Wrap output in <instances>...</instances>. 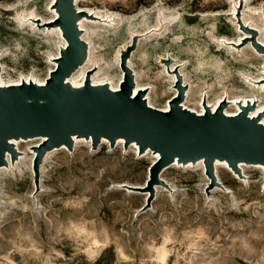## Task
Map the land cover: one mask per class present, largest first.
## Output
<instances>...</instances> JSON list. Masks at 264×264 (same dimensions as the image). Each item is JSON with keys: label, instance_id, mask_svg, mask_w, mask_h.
<instances>
[{"label": "rangeland", "instance_id": "374dc122", "mask_svg": "<svg viewBox=\"0 0 264 264\" xmlns=\"http://www.w3.org/2000/svg\"><path fill=\"white\" fill-rule=\"evenodd\" d=\"M49 4L0 0L5 80L43 81L53 69L50 59L61 39L40 20L53 18ZM76 7L115 16L85 23L83 38L93 51L87 68L96 67L93 74L102 69L100 79L118 82V54L139 34L130 67L137 86L150 87L146 97L153 106L163 108L174 95V74L165 73L160 61L170 56L173 64H183L178 71L190 83L192 106H199L204 94L213 103L256 93L264 110V92L241 78L264 79V53L255 48L264 45V0H78ZM34 14L39 21L31 26L27 19ZM222 39L240 40L241 46L234 47L242 56L217 45ZM85 140L72 150L55 148L44 156L38 191L33 146L39 139L20 142L22 154L3 166L0 264H264L263 166L245 165V178L219 168L216 179L225 190L209 186L203 164L165 167L159 177L171 190L153 184L150 207L140 211L150 191L124 185L147 186L152 152L139 154L133 144L117 142L113 147L100 142L93 149Z\"/></svg>", "mask_w": 264, "mask_h": 264}, {"label": "water", "instance_id": "95a60500", "mask_svg": "<svg viewBox=\"0 0 264 264\" xmlns=\"http://www.w3.org/2000/svg\"><path fill=\"white\" fill-rule=\"evenodd\" d=\"M74 1L54 0L50 6L57 11L56 19L43 24L58 27L66 41L58 56L52 59L55 65L45 82L0 84V168L9 164L7 153L12 163L22 154L12 140L43 137L39 146H33V183L38 191L39 165L48 151L62 146L72 150L74 137L90 140L93 149L102 139L111 147L122 139L124 147L136 144L139 154L148 150L157 154L149 166L146 187L124 185L128 190L150 191L140 208L145 211L153 198V184L171 190L159 174L173 163L186 165L201 161L210 178L209 186L224 190L216 179V160L226 162L239 178H245L240 163L264 165V111L250 117L249 111L255 108L253 103L248 101L244 105L238 101L240 111L235 115L225 113L224 108L229 104L225 98L214 111L205 97L202 99L203 113L184 107L182 102L188 84H183L178 71L180 65L170 69L174 62L170 56L160 58L169 73L177 78L174 82L177 93L168 100V110L148 104L147 87L135 91V78L128 61L137 48L139 34H133L130 43L121 49L119 65L123 76L118 89L107 83L93 84L94 68L85 72L81 85H73L68 78L86 62L89 47L82 38L79 20L82 17L101 20L93 13L77 9ZM251 33L255 34L256 30L252 29ZM255 42L253 38L252 43ZM255 48L264 53V47L259 44Z\"/></svg>", "mask_w": 264, "mask_h": 264}, {"label": "bare ground", "instance_id": "6f19581e", "mask_svg": "<svg viewBox=\"0 0 264 264\" xmlns=\"http://www.w3.org/2000/svg\"><path fill=\"white\" fill-rule=\"evenodd\" d=\"M53 1L54 0H50V4H49V8H50V11L53 13V18H51V19H48V20H44L43 18H41L40 20H42V22L41 23H43V24H47V23H51V22H54L55 21V17L57 16V11H53V9L54 8H52V6H50L52 3H53ZM77 1L78 0H75L74 1V3H75V6H76V4H77ZM78 9V8H77ZM55 10V9H54ZM80 10V9H79ZM85 11H87L88 13H93V14H95L97 17H99V18H101V20H98L99 22L101 21V22H104L106 19H112V20H114V18H115V16H113V15H100V13L99 12H94V11H91V10H85ZM33 14V13H32ZM32 16V15H31ZM25 18L26 17H23L22 19H20V21H22V20H25ZM27 20H29V23H30V25L32 26H34L35 24V22L34 21H39V19H37L36 18V14H34V16L33 17H28V19ZM110 21V20H109ZM85 23H87V24H91L92 25V22L90 21V19L88 18V17H82L80 20H79V26H80V28L83 30V34H82V38H83V36H84V30H85ZM239 23V22H238ZM20 24V23H19ZM102 24V23H101ZM106 24V23H105ZM104 24V25H105ZM264 24V23H263ZM22 25V24H21ZM20 25V26H21ZM37 25H39V24H37ZM41 25V24H40ZM108 26V25H107ZM36 28V27H35ZM52 28V27H51ZM55 30H57V32H58V34H59V36H60V39H61V43H60V45L58 46V50H57V54L54 56V57H56V56H58V54H59V50H60V47L61 46H64L65 44H66V41H65V39L61 36V31H60V29L58 28V27H53ZM52 28V29H53ZM241 28H245V24H241ZM143 36V35H142ZM145 36V35H144ZM247 39H250L251 38V36H250V34L249 35H246L245 36ZM87 43H88V57H87V60H86V62L82 65V66H80L79 68H77L72 74H71V76L68 78V80L73 84V85H77V86H79V85H81L82 83H83V80H84V76H85V72L87 71V70H89V68H87V66L88 65H91V62H92V60H93V57L91 56L92 55V53H93V51H92V45H91V43L89 42V40H87L85 37L83 38ZM140 40V39H139ZM217 42V45H219L220 47H224V48H227V49H229V50H237V52L239 53V54H241V53H243V51H240V50H238V49H236L234 46H237V45H239V46H241L240 45V40H237V41H235V42H231V41H227V40H225V39H222V41H216ZM263 47H264V45L263 44H261ZM123 48V47H122ZM253 51H254V53L256 54V55H259V53L257 52V51H255L254 49H253ZM172 56V55H171ZM238 56V55H237ZM241 56H242V54H241ZM54 57H52L51 59H50V63H51V65L54 67V63H53V61H52V59L54 58ZM117 57V56H116ZM261 57V56H260ZM118 59L120 60V52H119V54H118ZM117 60V59H116ZM96 62V61H95ZM93 64V63H92ZM128 64H129V66H131L130 65V60L128 61ZM178 64V63H177ZM94 65V64H93ZM119 65V64H118ZM178 65H180V67H182L183 66V64H178ZM174 66H175V63L174 64H172L171 66H170V69H173L174 68ZM99 67V66H98ZM118 67V66H117ZM165 67V66H164ZM96 68V67H95ZM94 68V69H95ZM91 69V68H90ZM264 69V68H263ZM102 69H100L98 72H95L92 76H91V82L93 83V84H103V83H107V84H109L110 85V87L111 88H113V89H118V87H119V82L121 81V79H122V76H123V71L121 70V72H122V75L120 76V79L118 80V82H116V83H113V81L111 80V79H109V78H107V77H104V78H102V79H100L99 78V74L102 72L101 71ZM0 84L1 85H10V84H18V83H20V82H22V81H33V82H35V83H39V84H43L44 82H45V80H43V81H39L38 79H35V78H33V77H23V76H21L20 78H19V80H16V81H7V80H5L4 79V77H3V75H1L2 74V66H1V64H0ZM101 71V72H100ZM165 73H169V71L166 69V67H165ZM264 71V70H263ZM100 72V73H99ZM99 73V74H98ZM133 73H134V77H135V83H136V73L133 71ZM179 73H180V75L182 76V80H183V84H190L188 81H187V79L185 78V75L181 72V70H179ZM264 73V72H263ZM98 74V75H97ZM97 75V76H96ZM172 75V74H171ZM248 76V75H247ZM247 76H244V75H242V77L241 78H243V82L244 83H247V84H249L248 86H253V87H255L256 89H258V91L259 92H264V79H251L250 77H247ZM172 77V79H173V81L175 82L176 81V75L174 74V75H172L171 76ZM171 80V79H170ZM260 81H263V83L261 84H259V82ZM137 83H138V78H137ZM137 83H136V85H135V91L137 90V89H139V88H145V87H147L148 89L150 88L149 86H144V87H139V86H137ZM172 83V82H171ZM174 88V95L177 93V89H175V87H173ZM190 89H191V86H190ZM191 91V90H190ZM189 88H188V90L186 91V94H185V99H184V101L182 102V105L184 106V107H186V108H188V109H190V110H193V111H196L197 113H203L204 111H205V107L202 105V100L199 102V106H192L190 103H189V101H188V98H189ZM254 94V93H253ZM253 94H251L252 96H249V97H237V98H229V96H226V97H224L228 102H229V104H228V106L227 107H225L224 108V111H225V113L226 114H229V115H235L236 113H238V111H240V106L238 105V101H240V102H242L244 105L249 101V102H251V103H253L254 105L256 104V103H258V107H257V109L255 110V108L253 109V110H250L249 111V115H250V117H256L257 115H259L258 113H260L263 109H262V98H260V97H258L257 95H256V93H255V95H253ZM203 97H206V95L204 94V96ZM203 97H202V99H203ZM258 98V99H257ZM146 99H147V102H148V104L149 105H151V106H153L152 104H151V102L149 101V95H147V97H146ZM223 98H219V99H217L216 101H214L213 103H210L209 101L207 102L206 101V103H207V105L211 108V110L212 111H214V109L217 107V105H218V103L222 100ZM206 100H207V97H206ZM197 105V104H196ZM249 105V104H248ZM155 107V106H154ZM168 108H169V103H167L163 108H161V109H163V110H168ZM264 111V110H263ZM264 118V117H263ZM262 118V122L264 123V119ZM33 138H31V139H26V140H24V139H19V140H12L13 141V143L15 144V146H16V148H17V150H19V143L20 142H25V141H28V140H32ZM34 139H39V141H40V143L43 141V137H36V138H34ZM73 140H74V146L79 142V141H83L84 140V138H77V137H74L73 138ZM85 141H88V142H90V140H85ZM102 143H108V141L106 140V139H102L101 140V144ZM120 144V143H122L123 144V140L122 139H118L117 140V144ZM135 147H137V145L136 144H134V143H132ZM37 146H39V145H36V146H34V147H37ZM60 148H64V146H62V147H60ZM138 148V147H137ZM59 149V148H58ZM49 152H51V151H48L47 152V154L45 155L46 157H47V155H48V153ZM146 152H151L150 150H148V151H146ZM22 153V152H21ZM153 154V153H152ZM21 155V154H20ZM46 157H44V158H46ZM153 157L156 159V157H157V154H153ZM7 160L9 161V165L11 166V165H13V163L12 162H10V154H8L7 153ZM21 160V159H20ZM175 164L177 165L178 163H173L172 165H170V166H175ZM197 164H203L201 161H199V162H197ZM186 165H192L191 163H188V164H186ZM245 165H250V166H255V167H260V166H263V167H261V168H264V165H253V164H245V163H240L239 164V167L241 168V170L243 169V167L245 166ZM169 166V167H170ZM226 168L227 170H229L231 173H232V170L229 168V166L226 164V162H224V161H218V160H216L215 161V164H214V169H215V175L217 174V171H218V169L219 168ZM254 167V168H255ZM3 168L4 167H1L0 168V171L1 170H3ZM258 169V168H257ZM260 169V168H259ZM243 171V170H242ZM1 173V172H0ZM233 175L236 177V174L233 172ZM210 180V178L208 177V181ZM140 188H143V187H140ZM227 191H228V189H226Z\"/></svg>", "mask_w": 264, "mask_h": 264}]
</instances>
